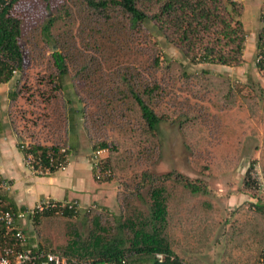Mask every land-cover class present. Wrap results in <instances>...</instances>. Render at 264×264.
<instances>
[{
	"label": "trees",
	"instance_id": "1",
	"mask_svg": "<svg viewBox=\"0 0 264 264\" xmlns=\"http://www.w3.org/2000/svg\"><path fill=\"white\" fill-rule=\"evenodd\" d=\"M18 2L0 0V84L12 81L18 84L26 67L21 43L24 37L23 19L17 12ZM49 8L48 1L44 13L49 15H45V20L35 28L34 36L46 44L44 52L45 48H50L51 56L47 58L50 63L46 62L43 66L48 64V70L52 72H44L46 77H36L38 88L26 84L24 90L28 103L41 99L44 105L42 114L32 123L41 126L39 133L42 139L29 135L32 140L27 142L16 132L18 147L25 159L28 155L32 156V163L40 171L38 176L56 172V167L74 150L67 129L68 106L72 105V101L64 94V80L70 68L77 69L76 75L90 81V85L83 90L77 88L74 82L77 95L75 107L84 116L83 126L91 151H103L99 156V166L103 172L109 170L112 177L114 168L111 161L118 150L108 144L109 132L122 131L137 139L149 136L160 141L158 124L168 120V116L156 111V100H166L170 92L169 88L159 84L160 73L171 72L186 79L190 77L187 68L192 65L236 68L244 62L246 32L240 20L243 6L238 0H65L61 9L49 12ZM257 19L260 27L256 35L254 66L264 80V4ZM147 25L183 54L182 62L161 60L155 55L150 38L145 33ZM71 38L77 42L80 40L85 48L91 49V55L93 53L101 58L92 56V60H80L71 54V43L66 41ZM119 53H124V56ZM121 59L136 60L137 63L132 68L115 72L110 67L106 70L99 61L96 64L93 62ZM201 73L204 76L210 74L207 69H202ZM218 78L221 77L218 75L215 81ZM101 84H106L108 88ZM46 86L49 87L42 88ZM22 91L11 92L8 98L14 102L23 95ZM254 170V166L249 167L242 181L243 190L253 193V196L263 190L252 176ZM111 177L96 181H108ZM142 177L154 184L149 190V202L144 213L133 208L119 211L113 217V226L102 224L96 214L90 221L91 229L85 238H80L75 232L64 247L55 250L35 244L33 235L28 237L25 234L27 244L23 248L57 254L77 264L121 263L122 260L126 261L125 264H187L173 251L167 235L169 195L165 184L173 179V183L180 184L184 191L193 195L204 193L203 189L189 178H173L170 173L155 181L147 172ZM262 200L257 197L251 207L264 218ZM56 204L63 207L37 212L28 217L29 221L37 225L42 217L70 219L80 213L99 212L93 207L80 209L73 203ZM121 204L118 201V206ZM157 254L163 255L162 262L155 259Z\"/></svg>",
	"mask_w": 264,
	"mask_h": 264
},
{
	"label": "rangeland",
	"instance_id": "2",
	"mask_svg": "<svg viewBox=\"0 0 264 264\" xmlns=\"http://www.w3.org/2000/svg\"><path fill=\"white\" fill-rule=\"evenodd\" d=\"M48 1L49 12L61 9L65 2L19 0L17 12L23 19L21 43L26 67L18 84L12 81L8 86L0 85V94L7 95V98L11 92L23 90V95L14 102L8 98V108L14 131L27 142L32 140L29 135L42 139L39 133L41 126L32 123L42 114L44 105L41 99H35V103L25 100L26 84L38 88L36 77H46L44 72H52L48 70V64L43 66L50 63L47 60L51 56L50 48H45L44 52L46 44L34 36L35 28L45 20V15H49L44 13ZM238 1L243 6L240 20L246 32L242 66L192 65L187 68L190 77L186 79L171 72L160 73L159 84L170 90L166 100H156V111L168 116V120L158 124L160 141L149 136L137 139L122 131L109 132L107 142L118 150L111 161L114 171L110 180L98 182L104 183L106 188L104 204L107 208L93 207L99 212L80 213L70 219L49 216L42 217L37 225L30 222L31 231L25 234L33 235L34 243L55 250L64 247L75 232L80 238H85L91 229L90 221L96 214L102 224L113 226V217L119 211L133 208L144 213L149 202V190L154 184L144 179L142 174L149 173L151 180L155 181L170 173L173 178L181 176L197 182L204 191L193 195L184 191L180 184L173 183V179L166 181L169 195L167 235L178 256L187 264H264V218L251 207L257 197L264 201V80L254 66L256 35L260 27L257 17L264 0ZM145 33L155 55L161 60L182 62L183 54L151 26H145ZM66 41L71 43V54L80 60H92V56L101 58L91 55V49L85 48L80 40L77 42L71 38ZM125 48L122 49L126 51ZM119 55L124 56V53ZM98 61L106 70L110 67L115 72L132 68L137 63L136 60L125 59L93 62ZM202 69H207L210 74L204 76ZM75 71L77 69L70 68L64 80V94L72 101L68 106L70 116L77 117L80 112L75 107L77 95L74 84L83 90L90 81L76 75ZM218 75L221 78L215 81ZM106 77L108 75L103 78ZM109 78L115 79L113 76ZM100 86L107 87L106 84ZM80 119L84 130V116L81 115ZM5 125L7 128V122L1 124L4 130ZM79 133L80 139L74 143L80 152H89L86 131ZM251 166L255 169L252 176L263 186L255 196L242 188L244 174ZM101 200L102 195H99L96 202ZM118 201L122 203L120 206Z\"/></svg>",
	"mask_w": 264,
	"mask_h": 264
},
{
	"label": "crops",
	"instance_id": "3",
	"mask_svg": "<svg viewBox=\"0 0 264 264\" xmlns=\"http://www.w3.org/2000/svg\"><path fill=\"white\" fill-rule=\"evenodd\" d=\"M11 83L0 85L8 86ZM8 101L7 95L0 94V122L3 125L6 122L8 124L7 128L5 125V130L0 124V179L6 184V189L1 191V195L8 207L18 212L30 210L40 202L51 200L61 204L74 203L80 209L107 208L104 204L106 196L104 183H98L93 175L92 151H90L88 137L89 152H80L75 144L80 139L79 132H85L81 124V115L70 116V111L67 112V129L70 142L74 147V150L67 156V168L48 176H38L28 169L18 147V136L11 124ZM75 139L76 141H73ZM99 195H102L100 203L96 202ZM29 223L28 217L19 222L24 233L31 231Z\"/></svg>",
	"mask_w": 264,
	"mask_h": 264
},
{
	"label": "built area",
	"instance_id": "4",
	"mask_svg": "<svg viewBox=\"0 0 264 264\" xmlns=\"http://www.w3.org/2000/svg\"><path fill=\"white\" fill-rule=\"evenodd\" d=\"M102 153V150L92 152L91 160L95 180H100L103 177H111V172L109 170L103 172L99 166L98 160L99 156L102 155ZM24 160L26 166L33 174L37 175L40 173L38 168H36L35 164L32 163L31 155H28L26 159L24 158ZM50 162V164H52V160H50ZM67 166L68 161L66 158L63 163L59 164L56 167V170L64 171ZM45 171L48 172L47 169ZM258 186L263 189V186L260 183H258ZM4 189H6V184L3 180L0 179V264H77L75 262H70L66 258L61 257L57 254L40 250L32 252L23 248L27 244V236L21 230L19 222H22L27 217L34 215L37 212H42L44 210L50 209L58 210L63 206H59L56 204V202L48 200L38 203L35 207L31 208L30 210L14 212L11 210V208L8 207L7 203L4 201L1 195V191H3ZM76 207L78 206L76 205ZM68 208L72 209V206L68 205ZM155 259L159 262H162L163 255L157 254L155 256ZM125 263L126 261L122 260L121 263L104 262L103 264Z\"/></svg>",
	"mask_w": 264,
	"mask_h": 264
}]
</instances>
